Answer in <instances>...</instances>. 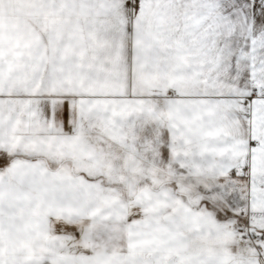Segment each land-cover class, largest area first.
Returning <instances> with one entry per match:
<instances>
[{"label":"snow or ice","instance_id":"1","mask_svg":"<svg viewBox=\"0 0 264 264\" xmlns=\"http://www.w3.org/2000/svg\"><path fill=\"white\" fill-rule=\"evenodd\" d=\"M0 264H264V0H0Z\"/></svg>","mask_w":264,"mask_h":264}]
</instances>
